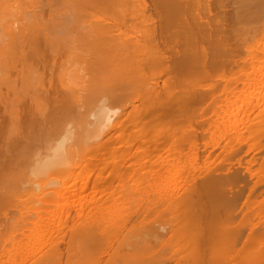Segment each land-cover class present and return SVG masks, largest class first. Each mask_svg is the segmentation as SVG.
<instances>
[{
	"label": "bare ground",
	"instance_id": "1",
	"mask_svg": "<svg viewBox=\"0 0 264 264\" xmlns=\"http://www.w3.org/2000/svg\"><path fill=\"white\" fill-rule=\"evenodd\" d=\"M0 264H264V0H0Z\"/></svg>",
	"mask_w": 264,
	"mask_h": 264
}]
</instances>
